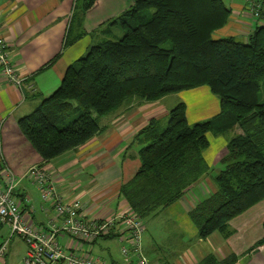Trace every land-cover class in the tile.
Listing matches in <instances>:
<instances>
[{"label":"trees","instance_id":"1","mask_svg":"<svg viewBox=\"0 0 264 264\" xmlns=\"http://www.w3.org/2000/svg\"><path fill=\"white\" fill-rule=\"evenodd\" d=\"M111 2L76 0L64 46L86 34L70 39L76 24L83 25L81 14L108 6L109 16L96 29L102 39L19 120L21 133L48 163L98 135L104 129L100 119L122 107L207 86L218 96L220 112L191 123L187 103L179 100L166 116L150 119L136 136L140 166L120 194L144 223L179 202L210 172L205 154L210 133L234 131L220 158L224 167L214 177L217 187L189 212L200 238L217 231L229 237L232 219L264 200V0L256 17L263 22L246 41L215 36L231 17L225 0H119L118 8ZM263 247L264 236L247 254ZM236 261L234 254L219 260L211 253L201 264Z\"/></svg>","mask_w":264,"mask_h":264},{"label":"crops","instance_id":"2","mask_svg":"<svg viewBox=\"0 0 264 264\" xmlns=\"http://www.w3.org/2000/svg\"><path fill=\"white\" fill-rule=\"evenodd\" d=\"M225 2L232 13L228 24L218 33L242 36L246 41L248 34L263 21H257L251 14L246 0ZM71 5L72 0H0V32L9 42L12 62L23 79L18 86L0 72V173L5 166L16 173L19 179L17 194L22 212L27 222L38 230L52 229L51 223L56 217V210L53 200L44 201L40 188L28 177L32 167L38 166L50 174L64 200L79 198L88 218L109 219L128 212L130 207L121 196L120 187L123 182L132 178L140 166L138 152L141 145L136 141V136L150 119L164 117L169 111L166 105L169 97L155 102L136 101L102 117L100 123L104 129L85 144L48 163L42 161L32 144L21 133L18 123L60 86L67 67L88 50L78 45L64 48ZM95 11L88 16H93ZM200 89L204 90V97L210 95L208 92L212 94L207 86L192 90L199 93ZM185 93L186 91L181 92L177 96L188 105ZM200 98L195 94L197 104L200 103ZM189 110L188 105V117ZM219 112L220 100L219 106L213 108L205 102L196 109L199 116L197 118H200L197 120L210 119ZM225 147L218 151L212 150L210 162L206 156L210 166L220 163ZM31 187L36 191L33 192ZM197 191L200 193L201 190L197 188ZM198 200L197 193L190 191L170 207H177L190 219L189 212ZM263 210L264 200L232 219L230 225L233 233L229 237L217 231L202 239L197 230V242L186 247L175 259L159 256L149 260L152 264H201L212 253L219 260L234 254L237 256L234 264H255L260 259L252 261L254 257L248 255L247 251L264 236L263 231L260 237V212L263 213V225ZM61 223L62 220L59 219L57 224ZM123 225V221L117 220L109 232L111 235L104 234L92 244L85 243L81 251L77 250V240L73 241L67 233H59L57 240L66 249L72 248L78 254H91L105 264H135L136 260L126 262L122 253V247L127 243L120 238ZM112 238L119 239L123 260L115 259L113 251L104 245L105 241ZM4 243L6 249L4 253H0V264H24L27 242L19 235H12L8 226L0 225V248ZM96 248L106 251L109 257L97 253L95 255ZM255 254L260 256V251Z\"/></svg>","mask_w":264,"mask_h":264},{"label":"built area","instance_id":"3","mask_svg":"<svg viewBox=\"0 0 264 264\" xmlns=\"http://www.w3.org/2000/svg\"><path fill=\"white\" fill-rule=\"evenodd\" d=\"M247 1L251 14L259 17L263 5L261 0ZM11 55L9 42L0 32V72L10 82L20 86L23 79L18 75ZM28 177L40 188L44 201L53 200L56 217L52 220L51 230L34 229L24 217L16 193L19 179L10 167H3L0 173V225L8 226L12 235H19L27 242L24 264H105L91 254H78L72 248L66 249L58 242L57 236L67 233L73 241L77 240V250L81 251L85 243L92 244L98 237L110 232L119 219L124 224L120 238L127 242L122 247L125 261L152 264L143 251L142 235L145 227L137 214L128 211L109 219L88 218L80 199L64 200L50 174L44 169L34 166L29 170ZM59 219L62 223L58 225ZM5 249L6 243L1 246L0 253H4Z\"/></svg>","mask_w":264,"mask_h":264},{"label":"rangeland","instance_id":"4","mask_svg":"<svg viewBox=\"0 0 264 264\" xmlns=\"http://www.w3.org/2000/svg\"><path fill=\"white\" fill-rule=\"evenodd\" d=\"M75 3L76 0H72V5L70 9L71 11L70 19L75 14ZM111 3L113 4V6L115 7L117 6L118 8L117 4L120 2L119 0H115L116 4L113 2ZM247 3L249 4L248 1ZM105 7L103 9L100 8L98 11H95V14L90 17L88 16V14L83 16L80 13L81 14L80 16L83 21V25L78 26L76 24L73 30H71L70 39L77 36L81 32H84L86 34H84L83 37H81L80 39L76 41L74 40L75 42H72V44L64 46L65 49H69L70 47H74L75 45L82 46V48L86 47L88 49L93 43L99 42V40L102 39L101 34L98 31H96V29L101 24L102 20L109 16L110 8L108 6L106 8ZM118 30H120V28L116 29V32ZM121 34L122 32L120 30V35ZM215 36L225 37L226 34L217 32ZM236 39L243 41L242 36L240 37L238 36L236 37ZM198 92L199 93H196V91L190 90V91H186L185 93L188 99V105L190 107L189 120L191 123H196L198 122L197 119H200L197 118L199 116L196 113V109L200 107L203 103L206 102L207 105H209L211 108L219 106L218 96L208 92V94L210 95L208 97H204L202 96L205 93L203 89H200V91ZM195 94L201 97L199 104L196 103ZM179 100L181 99L178 98L177 95H172L171 97L166 99V105L167 107H169V109L173 108L176 105L177 101ZM261 101H264V89L261 92ZM234 135H235L234 131H230L222 135H216L210 133L209 139L211 145L205 152L209 162L211 161L210 157H213L212 150L215 151H218L220 149L222 150L224 146H226V143L230 141V139ZM225 150H223V152ZM223 167H224L223 163H218L216 165L213 164L210 168V172L206 175V177L201 178L200 181L197 184H195L190 191L193 192V194L197 193V198L199 200L207 197L217 187L214 181V177L220 172V170ZM31 188H33V192L36 191L34 187ZM197 188L201 190L200 193H198ZM203 191L204 194L202 193ZM262 217H263V213L260 212V237L262 235V232L264 231L262 225ZM144 226L145 229L142 235V245H143L144 253L150 259H156V257L159 256L167 257L169 259H175V257L180 255L181 251H183L190 244L192 245L193 243L197 242L198 240L197 229L192 224V220L189 219L187 214H185L183 211H180L177 207L166 208L157 215L144 219ZM104 243L105 246H108L113 251V256L115 259L123 260L121 258V253H120L121 243L118 238H112L108 241H105ZM259 251H260V256H255L256 255L255 253L257 252L251 254V256L254 257L252 261L254 259L259 258L260 263H262L264 261V247ZM95 253L103 256H108L106 251H102L97 248L95 249L94 254Z\"/></svg>","mask_w":264,"mask_h":264}]
</instances>
